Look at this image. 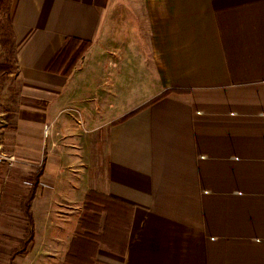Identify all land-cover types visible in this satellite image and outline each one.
I'll return each instance as SVG.
<instances>
[{"label":"crops","instance_id":"crops-1","mask_svg":"<svg viewBox=\"0 0 264 264\" xmlns=\"http://www.w3.org/2000/svg\"><path fill=\"white\" fill-rule=\"evenodd\" d=\"M2 2L4 263L264 264V0Z\"/></svg>","mask_w":264,"mask_h":264},{"label":"trees","instance_id":"trees-1","mask_svg":"<svg viewBox=\"0 0 264 264\" xmlns=\"http://www.w3.org/2000/svg\"><path fill=\"white\" fill-rule=\"evenodd\" d=\"M89 46H90L89 41L79 40L75 38H67L53 56L52 60L48 65V69L57 70L60 71L62 74L68 75L69 73H71V71L73 70L77 62L80 60V58L83 56V54L86 52ZM40 172L41 170L37 172L35 181L33 182V186H36L37 178L40 175ZM107 204L108 207L111 208L108 212L109 217L115 218L116 216H118L117 211L114 209L115 207L111 206L109 202H107ZM118 222L119 224H123L124 226L128 225L127 218L125 221L119 220ZM31 239H32V232L30 231L29 236L23 241L21 249L16 250L13 254L21 253L22 251H24ZM84 244H86L85 246L88 250L90 249L92 250V254L89 255L88 252L83 251L80 254V257H78L76 261L72 264H93L94 251L97 248V246L90 242H85Z\"/></svg>","mask_w":264,"mask_h":264},{"label":"rangeland","instance_id":"rangeland-1","mask_svg":"<svg viewBox=\"0 0 264 264\" xmlns=\"http://www.w3.org/2000/svg\"><path fill=\"white\" fill-rule=\"evenodd\" d=\"M5 17L6 16H5V12H4V5L2 2V3H0V39H1L0 71L1 72H4V71L6 72L7 68H8V70H10L13 67V65H12V59L13 58H11L12 56H9V53L7 51L9 49V47H8L6 41H7V39H10V36H9V32H8V28H7V22H6ZM2 46H4V48H2ZM5 72H4V76H2V77L6 76L7 72L6 73ZM3 165H5V164H3ZM3 165H0V167ZM5 166L10 167L11 165H5ZM32 186L33 185L31 184V187ZM90 202L91 201H88L87 203H89V205H91ZM120 219L109 217L106 220V224H105L106 233L105 234L109 239H110V237L114 238V234H115L114 229H115V226L119 223L118 221ZM22 243L20 244V246L16 250L21 249ZM16 250L15 249L12 250V253H14ZM4 252H8V250L6 249V250H4ZM5 261H6V257L4 255H2L0 257V264H5L4 263ZM9 264H12V263L9 262Z\"/></svg>","mask_w":264,"mask_h":264},{"label":"built area","instance_id":"built-area-1","mask_svg":"<svg viewBox=\"0 0 264 264\" xmlns=\"http://www.w3.org/2000/svg\"><path fill=\"white\" fill-rule=\"evenodd\" d=\"M0 85H1V74H0ZM47 127H45L46 131ZM16 160L14 154L9 153L5 150L4 145L0 139V165H12Z\"/></svg>","mask_w":264,"mask_h":264}]
</instances>
